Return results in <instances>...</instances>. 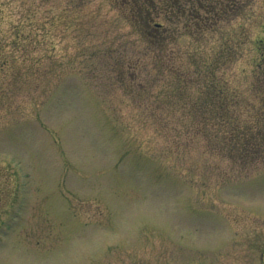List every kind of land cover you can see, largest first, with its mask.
<instances>
[{"label": "rangeland", "instance_id": "obj_1", "mask_svg": "<svg viewBox=\"0 0 264 264\" xmlns=\"http://www.w3.org/2000/svg\"><path fill=\"white\" fill-rule=\"evenodd\" d=\"M0 3L48 24L35 38L55 47L40 101L0 120V264H262L264 164L199 148L209 166L184 165L129 100L100 93L132 44L107 0ZM251 9L264 18V0Z\"/></svg>", "mask_w": 264, "mask_h": 264}, {"label": "trees", "instance_id": "obj_2", "mask_svg": "<svg viewBox=\"0 0 264 264\" xmlns=\"http://www.w3.org/2000/svg\"><path fill=\"white\" fill-rule=\"evenodd\" d=\"M107 1L132 41L99 89L110 106L129 100L167 140L168 157L190 154L184 165L209 166L191 161L199 148L241 168L264 164V18L253 0ZM27 18V27L13 21L0 3V120L40 101L38 81L55 65L54 45L35 38L48 24Z\"/></svg>", "mask_w": 264, "mask_h": 264}, {"label": "flooded vegetation", "instance_id": "obj_3", "mask_svg": "<svg viewBox=\"0 0 264 264\" xmlns=\"http://www.w3.org/2000/svg\"><path fill=\"white\" fill-rule=\"evenodd\" d=\"M261 261H262V264H264V253L261 254Z\"/></svg>", "mask_w": 264, "mask_h": 264}]
</instances>
